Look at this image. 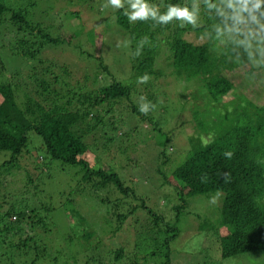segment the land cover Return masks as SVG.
<instances>
[{
	"label": "rangeland",
	"instance_id": "obj_1",
	"mask_svg": "<svg viewBox=\"0 0 264 264\" xmlns=\"http://www.w3.org/2000/svg\"><path fill=\"white\" fill-rule=\"evenodd\" d=\"M101 1L90 0L78 3L76 0H10L13 7L26 8L29 11L28 18L47 28L51 36L64 38L73 31L79 32L82 28L80 36H72L71 42L64 39L59 46L46 45L41 49L42 60L56 64L57 69L53 73L65 86H52V88L56 87L61 91L72 90L75 84L98 88L109 84L113 79L119 81L130 79L129 62L132 59L130 42L115 33V15L112 13L114 8L109 6L105 12L98 11ZM104 1L103 5L107 3V0ZM68 12H78L79 19L64 14ZM208 19L211 20L202 10L201 26H206L200 31L186 26L184 37L196 43L205 41L209 31ZM10 22L8 16H5L4 25L0 27V57L4 64L2 73L0 71V82L11 83L14 87L23 85L15 88V92H19L20 99L23 100L22 91L25 86L27 89L41 91V88L36 86L35 77L41 78L44 75L35 76L33 73L41 70L44 65L41 64L42 61L38 62V56L28 59L11 52L8 42L13 41L20 33ZM224 33L226 40L231 41L230 50H234V53L227 57L233 64V68L228 70L233 77H243V81L237 84L233 92L237 94L241 92L239 90L250 89L253 96H249V99L254 103L264 104V65L256 66V62L260 60L259 54L249 59L244 46L234 40L235 38L241 40L243 37L236 34L230 37L229 33ZM23 34L25 38L35 36V29L23 31ZM79 38L81 41H78ZM224 43V40L217 42L221 45ZM53 47L58 48L56 52ZM97 57H100L101 63L106 64L107 70L98 64ZM165 57L160 55L157 58L156 68L163 67ZM247 59L250 61H246ZM64 63L69 65V74L58 69ZM245 64L251 67V71L240 74ZM165 74L166 77L160 76L158 81L159 83L162 81L164 86L167 85L169 93L164 96L159 95L155 108L148 113L162 133L155 131V135L149 138L148 132H153L148 126L149 123L139 120L130 111L128 116L130 115L133 120L126 122L127 118L121 117L120 119L123 120L121 126L116 131L108 133L119 138L120 132H125L120 137L125 142H115L114 145L109 146L110 152L106 148L108 143L104 135L105 128L99 127L95 133H90L84 138L90 146L85 159L93 164L101 157L102 163L111 167L126 185L133 187L138 198L125 199L120 209L115 208V214L110 207L112 203L102 204L84 185L76 167L63 165L57 160L50 165L44 148L39 146L40 137L34 132L29 133L28 150L31 165L24 159L21 161L23 169H11L0 174V212L13 207L21 212L30 210L35 218H40V221L34 224L36 220L33 217L15 218L14 214L9 217L14 222V228L8 233L0 231V264H30L35 257L36 244L39 249H47L38 260L41 262L56 258L54 259L56 264H160L162 260L159 253L152 255L150 252L155 247L153 239L151 241L147 233L144 234L150 228L152 216L146 208H142L140 201L143 200L153 213L164 216L168 222H174L176 210L173 207L181 200L177 195L178 188L172 183L179 187L183 184L176 180L171 172L185 158L189 146L188 134H199L191 122V116L188 115L192 103L190 98L195 92L196 84L179 79L175 81L170 77L169 70ZM147 84H136L132 101L140 104L141 100H137L140 96L146 97L147 101L149 95L154 97ZM166 87L160 86V90L166 92ZM27 92L32 94L33 90ZM131 100L125 99L124 104L128 105ZM230 105L234 108V105ZM98 109L101 112L104 110L100 107ZM208 111L224 113V106L218 101L212 104ZM118 113H120L119 109H116L115 115ZM131 124L137 125V129H133L128 136L127 132L131 129ZM166 137L171 138L169 143L161 146L157 144ZM200 137L210 140L212 133L202 132ZM124 149L127 150H125L126 154L122 153L125 152ZM160 151L169 158V162L164 167L161 164ZM8 156L9 152L0 151V162ZM40 156L44 158L39 166L41 169L33 173L34 181L30 183L29 180L24 179V166L29 170L32 167L34 172L35 162L39 165ZM46 164L49 168H45ZM156 168H161L159 175L155 171ZM168 177L170 182L167 180ZM107 189L99 191V194H105L107 191L110 200H115L116 203L120 196L115 195L116 192L114 194L113 187L108 186ZM218 193L219 195L216 193L188 197L187 206L176 225L179 234L170 245L172 264H215L216 262L217 264H264L262 251L220 259L217 235L213 231V225L219 220L222 199L221 193ZM213 197L216 198L215 203L211 202ZM134 205L135 209L132 210ZM128 210H130L129 214L119 222L116 214ZM0 226H3V222H0ZM84 231L89 233L88 236H83ZM149 234L152 236L151 233ZM19 238L21 241L29 238L28 244L21 247L22 252L25 253L11 247ZM21 241L18 243L20 246ZM120 247L124 249V254L120 259H116L115 251Z\"/></svg>",
	"mask_w": 264,
	"mask_h": 264
},
{
	"label": "trees",
	"instance_id": "obj_2",
	"mask_svg": "<svg viewBox=\"0 0 264 264\" xmlns=\"http://www.w3.org/2000/svg\"><path fill=\"white\" fill-rule=\"evenodd\" d=\"M77 1L82 3V1L90 0ZM104 2V0L100 2L98 11H106L102 4ZM191 2L192 0H150V3L159 5L162 12L166 10L168 4L190 5ZM196 2L201 4L203 10L202 0H196ZM125 7L127 8V5ZM124 10L114 8L112 13L115 15V33L130 42L129 49L132 53V59L129 62L130 79L128 81L113 79L109 84L98 88L75 84L74 89L61 91L56 87L52 88V86L65 87L53 73L57 66L51 61L47 63V60H42L41 49H44L46 45L59 46L64 39L71 42L72 36H80L82 28L79 32L73 31L64 38L51 36L47 28L28 18L29 11L26 8H15L10 0H0V27L4 25L5 16H8V21L10 20L11 25L20 33L19 36L14 37L13 41L8 42L11 52L28 59L38 56V62L42 61L41 64L44 65L41 70L33 73L35 76L44 75L41 78L35 77L36 86H39L41 91L27 89L25 86L22 91L23 100L20 99V93L15 92V88L22 87V84V86L14 87L11 83L0 82V151L9 152V156L0 162V174L11 169H23L21 161L24 159L31 165L28 144L29 133L34 132L40 137L39 146L44 148L50 165L57 160L63 165L76 167L84 185L97 196V200L102 204L112 203L110 207L115 214V208L120 209L125 199L138 198L133 187L126 185L111 167L102 163L101 157L93 164L85 159L90 146L84 138L90 133H95L99 127L105 128L104 135L108 143L106 148L110 152L109 146L114 145L115 142H125L120 138L125 132H120L119 138L108 133L116 131L121 126L123 123L121 117L127 118L126 122L132 121L130 115L128 116L130 111L139 120L149 123L148 126L153 130L148 132L149 138L155 135V131L162 133L152 117L148 114L143 115L139 111L140 104L132 101L131 97L137 84V77L147 73L151 78L146 86L154 94L153 98L148 96V101L155 105L159 95L164 96L169 93L167 85L164 86L162 81L160 83L158 81L160 76L166 77L165 73L169 70L170 77L175 81L179 79L196 84L195 92L190 98L192 103L188 115L191 116V122L199 134H188L189 146L185 152V158L171 172L172 176L183 184L179 187L171 182L178 188L177 195L181 200L177 206L173 207L176 210L174 222H168L164 216L153 213L143 200L140 201L142 208H146L152 216L150 228L144 233H147L151 241L153 239L155 247L150 251L151 254L159 253L162 260L160 264H172L170 245L179 234L176 225L187 206L188 197L218 192L221 193L222 199L219 220L213 225V231L217 235L220 259L235 257L242 253L261 251L264 253V104L254 103L249 99V96H253L250 89L239 90L241 92L237 94L233 92L237 84L243 81V77H233L228 70L233 68V64L227 57L233 54L234 50H230L231 41L226 40L225 33H218L214 28L215 25L220 24V18L207 20L208 37L205 41L196 43L184 37L187 29L180 27L179 22H173L167 26L154 25L151 20L129 23L123 14ZM64 14L79 19L78 12ZM209 22H211L210 25ZM204 26L206 25L197 28L198 31ZM34 29L35 36L24 37L23 31ZM144 37L148 38L149 43L144 45L141 54L137 56V47ZM220 40H224V45L217 44ZM234 40L239 42L240 39ZM78 41H81L80 38ZM53 48L56 49L54 52L58 49ZM160 55L166 56L163 67L156 68L155 64ZM97 61L104 70L108 69L106 64L101 63L100 57H97ZM3 66L0 57L1 73ZM58 69H62L66 74L70 73L67 63L59 66ZM249 71L251 67L245 64L240 74ZM160 86L166 87V92L161 91ZM28 90H33L32 94L28 93ZM125 99L132 102L125 105ZM218 101L224 106V113L207 112V109ZM230 104L234 105V108ZM204 106L206 107L202 111ZM99 107L104 108L103 112L99 111ZM116 109H119L120 113L115 115ZM130 128L127 132L128 136L133 129H137V125L131 124ZM202 132L204 134L211 132L212 138L202 139L200 137ZM170 141L171 138L166 137L157 144L161 146ZM126 151L122 153L126 154ZM226 152H231L232 156L230 158L225 156ZM159 155L164 167L169 162V158L163 151H160ZM38 159L39 165L35 162L34 172L32 167L29 170L24 166V179L29 180L30 183L34 181L33 173L41 169L39 166L44 158L40 156ZM45 168H49L47 164ZM155 171L159 175L161 168H156ZM167 180L170 182L169 177ZM108 186L113 187L114 194L116 192L115 195L120 196L116 203L115 200H110L107 191L105 194H99V191L103 189L105 191ZM134 209L135 205L132 210ZM129 211L116 214L119 222L124 220ZM24 212L17 211L15 207L0 212V222H3L0 231L8 233L13 230L14 222L9 219L13 214L16 215L15 218L33 217L36 220H33L34 224L40 221V218H35L30 210H24ZM88 234L83 232V236ZM29 238L23 241L19 238L15 244L12 243L11 247L25 253L22 252V248L28 244ZM20 241L21 246L18 244ZM34 248L35 257L30 264H48L49 262L56 264V258L55 260L47 259L45 262L38 261L47 249H39L37 244ZM123 254L124 249L117 248L115 258L120 259Z\"/></svg>",
	"mask_w": 264,
	"mask_h": 264
},
{
	"label": "clouds",
	"instance_id": "obj_3",
	"mask_svg": "<svg viewBox=\"0 0 264 264\" xmlns=\"http://www.w3.org/2000/svg\"><path fill=\"white\" fill-rule=\"evenodd\" d=\"M203 10L211 19L220 18V24L215 25V30L236 34L243 37L239 43L244 46L249 59L257 53L260 60L256 66L264 65V0H202ZM127 5V8L125 7ZM111 6L115 9H125L124 15L129 23L147 22L151 20L154 25L167 26L173 22H179L180 27L191 26L201 27V4L192 0L191 4H168L166 10L161 11L160 6L150 3V0H107L103 7ZM222 25V27H221ZM149 43L148 38L140 40L136 50L139 56L145 44ZM236 60V59H235ZM150 76L145 73L137 77L138 84H146ZM139 111L147 115L155 108V105L147 101L146 97H140ZM231 157V152L224 154ZM219 195V193H217ZM212 203L216 198L211 199Z\"/></svg>",
	"mask_w": 264,
	"mask_h": 264
}]
</instances>
